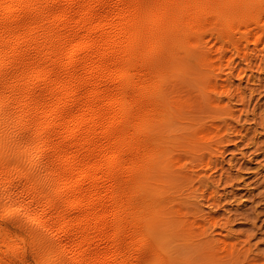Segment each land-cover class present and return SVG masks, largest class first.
<instances>
[{
	"label": "bare ground",
	"instance_id": "6f19581e",
	"mask_svg": "<svg viewBox=\"0 0 264 264\" xmlns=\"http://www.w3.org/2000/svg\"><path fill=\"white\" fill-rule=\"evenodd\" d=\"M262 24L264 0H0V264H175L170 80L207 33Z\"/></svg>",
	"mask_w": 264,
	"mask_h": 264
},
{
	"label": "rangeland",
	"instance_id": "374dc122",
	"mask_svg": "<svg viewBox=\"0 0 264 264\" xmlns=\"http://www.w3.org/2000/svg\"><path fill=\"white\" fill-rule=\"evenodd\" d=\"M228 31L204 35L206 51L199 44L168 88L177 105L163 135L172 170L154 189L175 264H264V29Z\"/></svg>",
	"mask_w": 264,
	"mask_h": 264
}]
</instances>
